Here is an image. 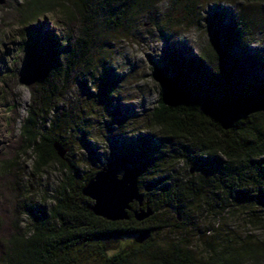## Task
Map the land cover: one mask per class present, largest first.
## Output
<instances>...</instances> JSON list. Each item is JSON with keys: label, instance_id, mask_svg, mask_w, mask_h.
Instances as JSON below:
<instances>
[{"label": "trees", "instance_id": "trees-1", "mask_svg": "<svg viewBox=\"0 0 264 264\" xmlns=\"http://www.w3.org/2000/svg\"><path fill=\"white\" fill-rule=\"evenodd\" d=\"M152 1L65 0L64 5L56 0H22L21 4L5 0L0 6V26L23 23L32 14L60 6L64 8L67 29L63 44L45 35L47 44L43 45L40 31L26 25L31 34L28 51L25 59L15 62L18 68L12 76L28 89L30 102L17 139L0 147V264H75L72 251L79 246L102 242L100 247L106 250L107 246L129 239L136 244L104 255L101 264H237L249 255L256 257L249 244L236 248L225 237L206 242L205 258L195 255L181 237L168 242L162 250L149 239L162 228L181 229L178 216L173 221H154V212L159 208L180 211V206L196 201L207 204L203 192L209 188L232 196L236 202H264V84L255 77L261 60L244 51L260 26L256 11L264 0H228L241 2L238 15L226 21L205 18L213 31L209 46L195 56L173 60L171 76L156 75L164 89L144 114L143 122L157 130L162 143L142 148L138 156L130 153L136 156L130 163H137L134 171L138 186L145 191L144 197L153 210L148 218L137 221L129 212L126 220L109 221L94 215L90 210L92 201L81 194L80 188L96 170L79 177L72 160L65 157V139L40 130L43 110L51 113L50 128H59L80 100L101 105L116 90L112 78L94 77L90 87L83 76L96 24L112 32ZM67 84L76 87L75 99L57 104ZM207 103H240L243 109L232 117L231 127L224 130L203 113ZM249 105L258 108L247 114ZM11 107L8 111L12 115ZM54 142L66 150L63 157L57 155ZM27 150L33 157L30 176L54 164L61 171L62 180L45 198L49 201L46 205L36 202L23 181L20 157ZM122 156L127 158L129 153L122 152ZM124 158L117 157L112 166L126 168L128 159ZM178 162L184 166L194 164L196 174H189L190 168L184 179L173 174L171 180L151 185L155 190L152 198L143 175L166 166L172 169ZM22 216L27 218L24 227ZM145 230H149L148 237L137 243L136 234Z\"/></svg>", "mask_w": 264, "mask_h": 264}, {"label": "rangeland", "instance_id": "rangeland-1", "mask_svg": "<svg viewBox=\"0 0 264 264\" xmlns=\"http://www.w3.org/2000/svg\"><path fill=\"white\" fill-rule=\"evenodd\" d=\"M16 1L22 3V0ZM238 3L228 0H153L148 8L135 11L112 32L104 30L97 22L89 63L83 68V76L90 87L94 77L112 78L116 90L101 105L87 99L80 100L70 109L67 121L59 128H50L51 113L48 114L47 110L39 116L41 131L65 139V157L72 160L79 177L101 166L113 167L117 157L124 158L122 152L129 153L124 159H128L127 167L135 170L137 163L130 162L136 159L141 149L162 143L157 130L146 127L143 122L144 114L154 106L159 92L164 89L156 75L171 76L174 72L173 60L195 56L206 49L213 31L205 18L212 17L213 21L233 19L239 12ZM63 9L60 6L51 7L30 15L23 23L17 21L0 26V147L17 139L30 102L28 89L12 76L18 68L16 60L25 59L28 51L31 34L26 25L40 31L41 44H47L45 35H52L59 45L63 44L67 30ZM1 14L0 11V17ZM256 17L260 26L254 32L255 37L244 46V51L261 60L255 77L264 84V4L258 6ZM75 96L76 87L67 84L56 103L73 100ZM11 105L14 109L12 115L8 111ZM257 108V105H249L246 113ZM20 159L24 167L23 181L29 187L31 196L40 205L48 204L45 198L62 180L59 167L50 165L30 176L33 162L30 151L27 150ZM122 169H116L118 174ZM196 171L194 164L184 166L178 162L172 169L166 166L155 173L144 174L143 181L153 198L155 190L151 189V185L157 183L158 186L161 181L171 180L173 174L184 179L188 176L187 172L195 175ZM139 190L144 195L145 191L142 188ZM203 195L207 204L196 201L180 206V211L159 208L154 212V221H173L178 216L181 222L178 231L166 227L151 234L149 240L154 247L162 250L168 242L181 237L195 255L205 258L206 242L225 237L233 247L247 243L254 249L256 257L249 255L237 264H264V202L246 199L236 202L232 196L210 191V188ZM21 219V226L24 227L27 218L22 216ZM101 244L98 242L74 249L72 257L75 264H101L104 255L120 249L127 250L136 243L129 239L122 244L107 246L106 250L100 247Z\"/></svg>", "mask_w": 264, "mask_h": 264}, {"label": "water", "instance_id": "water-1", "mask_svg": "<svg viewBox=\"0 0 264 264\" xmlns=\"http://www.w3.org/2000/svg\"><path fill=\"white\" fill-rule=\"evenodd\" d=\"M5 0H0V5ZM243 109L240 103L221 105L207 103L203 113L217 121L220 127L227 130L231 127L232 117ZM53 147L59 157H63L65 149L57 142ZM136 163L135 160L132 161ZM192 171V169H190ZM138 175L130 167L124 168L120 174L113 167H99L94 174L80 188L83 196L88 197L92 203L91 212L109 221L126 220L129 212L134 219L142 221L152 215L153 210L149 201L139 190ZM136 203L137 207L133 208ZM149 235V230L140 231L134 240L137 243L144 241Z\"/></svg>", "mask_w": 264, "mask_h": 264}]
</instances>
